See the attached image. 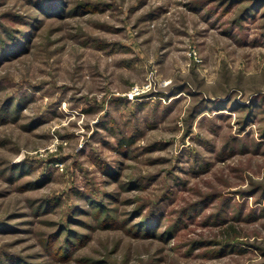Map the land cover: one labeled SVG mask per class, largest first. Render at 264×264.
<instances>
[{
    "label": "rangeland",
    "instance_id": "374dc122",
    "mask_svg": "<svg viewBox=\"0 0 264 264\" xmlns=\"http://www.w3.org/2000/svg\"><path fill=\"white\" fill-rule=\"evenodd\" d=\"M46 1L0 0V264H264V0Z\"/></svg>",
    "mask_w": 264,
    "mask_h": 264
},
{
    "label": "trees",
    "instance_id": "16d2710c",
    "mask_svg": "<svg viewBox=\"0 0 264 264\" xmlns=\"http://www.w3.org/2000/svg\"><path fill=\"white\" fill-rule=\"evenodd\" d=\"M40 4H41L42 8L47 7L46 5H50V3H48L46 0L45 1L40 0ZM58 7L59 6L50 7V8H55V11H56L58 9ZM10 39H11V42H8V43L5 40L0 39V60L2 59L1 57L3 56V54L4 55L10 54L12 56L15 53L19 52L23 48V44H22L21 41H17L16 42L15 39L12 38V37ZM24 40H26V39H24ZM122 144L125 145V144H129V143H128V141L125 140V141H123ZM94 204H100V207H98V210L102 211V208H103L102 207V203L96 202ZM159 217H161V216L160 215L151 214L150 217H149V218H151L150 221L149 220L143 221L144 224L143 225L141 224L142 225V228L141 229H140L139 224L135 228H137L140 231H144L143 234H145V235L153 234V231H152L153 230V227L157 224V222L160 221V218ZM105 221H106V223L109 224V221H110L109 217L106 218Z\"/></svg>",
    "mask_w": 264,
    "mask_h": 264
}]
</instances>
